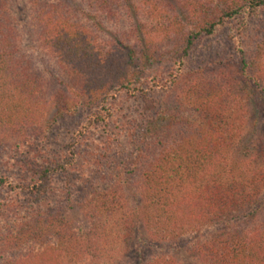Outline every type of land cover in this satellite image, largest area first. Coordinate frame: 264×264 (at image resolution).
<instances>
[{
    "label": "trees",
    "instance_id": "obj_1",
    "mask_svg": "<svg viewBox=\"0 0 264 264\" xmlns=\"http://www.w3.org/2000/svg\"><path fill=\"white\" fill-rule=\"evenodd\" d=\"M18 1L41 56L24 46ZM263 11L0 0V264H132L138 225L153 249L141 264H182L181 247L200 264H264V141L245 139L252 99L264 100V32L249 49L245 36ZM223 28L236 56L191 69Z\"/></svg>",
    "mask_w": 264,
    "mask_h": 264
},
{
    "label": "rangeland",
    "instance_id": "obj_2",
    "mask_svg": "<svg viewBox=\"0 0 264 264\" xmlns=\"http://www.w3.org/2000/svg\"><path fill=\"white\" fill-rule=\"evenodd\" d=\"M18 2L19 3L15 4L14 13L16 15V20L21 30L24 46L29 51L34 52L38 56H41V51L39 47L35 44L31 28L29 27V20L27 18V7L23 1ZM254 23L255 24L252 30H250L249 33H247L245 36V45L248 49L252 48L255 43L257 44L259 36H261L259 35L260 31L262 30V32H264V11L261 14L260 18L257 19ZM228 31L229 28H223L213 37L203 38L201 47L194 54L191 63L189 64V67L191 69H202L203 67L207 65H212L222 59L236 56L235 46L233 44V41L230 40L228 36ZM250 52L251 49L249 50V52H247V54L251 55ZM86 115L87 113L81 110L76 117L63 120L60 123L59 128L55 131V138L52 139L53 141L56 140V146L65 143V136L72 134L73 130L81 123L84 118H86ZM62 133L64 134L63 136L61 135ZM245 139L246 142H250L251 140L264 141V100L261 97V93H257L254 99H252L250 106V119L245 132ZM130 199L131 200L128 201L129 204H132L135 201H139V197L137 196V194L134 195V198L131 197ZM259 215L260 218H264V189L262 192V206ZM71 218L73 220L79 219L80 211H72ZM143 235L145 236L146 232L141 228V225H138L134 230V234L130 241V247L128 251V260H130L132 264H141L143 258L148 257L153 251V249L149 247V245L143 242V240L145 239ZM177 247H180V245H176L174 248ZM176 252L177 254L175 255V257L182 264H200L193 256H191V254L186 252L185 249H183L182 247Z\"/></svg>",
    "mask_w": 264,
    "mask_h": 264
}]
</instances>
